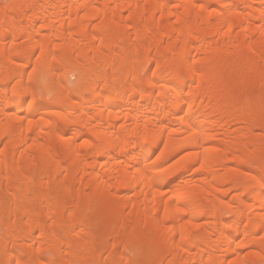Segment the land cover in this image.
Here are the masks:
<instances>
[{
	"label": "bare ground",
	"instance_id": "obj_1",
	"mask_svg": "<svg viewBox=\"0 0 264 264\" xmlns=\"http://www.w3.org/2000/svg\"><path fill=\"white\" fill-rule=\"evenodd\" d=\"M0 264H264V0H0Z\"/></svg>",
	"mask_w": 264,
	"mask_h": 264
},
{
	"label": "rangeland",
	"instance_id": "obj_2",
	"mask_svg": "<svg viewBox=\"0 0 264 264\" xmlns=\"http://www.w3.org/2000/svg\"><path fill=\"white\" fill-rule=\"evenodd\" d=\"M5 1V0H4ZM7 1V0H6ZM32 71V66H30L29 65V67L27 68V70H26V72H27V76L30 74V72ZM67 82L66 83H68V85L69 86H73V84L76 82V76H74V75H70L69 76V78H68V80H66ZM257 83L259 84L260 83V81L258 82V81H255V82H250L249 83V86H251L250 87V89H252L254 86H255V88H253L252 90H254V89H257V88H259V87H257L256 85H257ZM252 84V85H251ZM254 84V85H253ZM261 84V83H260ZM260 84H259V86H260ZM237 114H239V112L237 113ZM237 116V115H236ZM238 126H240V125H242V123L241 122H239V124H237ZM260 133V132H262V130H260V129H256V130H254V133ZM230 193H232V191H230V192H228V194H227V196H225V199H229V198H231L232 197V194H230ZM126 210L128 211L129 210V207H126ZM125 210V211H126ZM125 213H127V212H125ZM135 239V238H134ZM142 240L143 239H139V240H137L136 239V243L138 242V243H141L142 242ZM124 242L126 243V245L127 244H130V246L131 245H134L135 244V241L133 240V238L132 237H130V238H128V241H127V239H126V241L124 240V241H121V243L119 244V247H118V249H119V251H124L125 250V248L127 249V247L129 246V245H127L126 247H125V244H124ZM124 245H123V244ZM126 251H128V249L126 250ZM125 251V252H126ZM129 253V251L127 252V254ZM106 255V256H105ZM107 257V252H105V254L103 255V257ZM134 256H132V258H133Z\"/></svg>",
	"mask_w": 264,
	"mask_h": 264
}]
</instances>
